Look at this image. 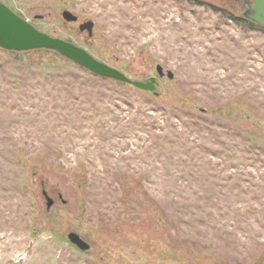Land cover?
Returning a JSON list of instances; mask_svg holds the SVG:
<instances>
[{
  "label": "rangeland",
  "instance_id": "374dc122",
  "mask_svg": "<svg viewBox=\"0 0 264 264\" xmlns=\"http://www.w3.org/2000/svg\"><path fill=\"white\" fill-rule=\"evenodd\" d=\"M1 1L158 82L0 47V264H261L264 29L245 19L252 0Z\"/></svg>",
  "mask_w": 264,
  "mask_h": 264
},
{
  "label": "water",
  "instance_id": "95a60500",
  "mask_svg": "<svg viewBox=\"0 0 264 264\" xmlns=\"http://www.w3.org/2000/svg\"><path fill=\"white\" fill-rule=\"evenodd\" d=\"M62 15L66 21H78V16L69 9H64ZM245 15L264 26V0H252L251 7L246 11ZM94 26L95 22L87 19L80 23L79 30L81 32L87 31L88 35L92 36ZM0 47L17 51L38 48L53 49L97 75L123 81L145 90L154 91L158 82L155 76L150 77L148 81L131 78L120 69L99 60L87 49L78 46L74 42L50 35L38 29L1 0ZM156 72L159 76H167L170 79L175 76L171 69H165L161 63L156 65ZM43 194L46 196L47 205L50 208L53 205L54 198L46 190L43 191ZM68 238L82 250H88L91 247L90 243L75 231L69 232ZM261 264H264V258Z\"/></svg>",
  "mask_w": 264,
  "mask_h": 264
},
{
  "label": "trees",
  "instance_id": "16d2710c",
  "mask_svg": "<svg viewBox=\"0 0 264 264\" xmlns=\"http://www.w3.org/2000/svg\"><path fill=\"white\" fill-rule=\"evenodd\" d=\"M214 7V6H213ZM233 15V14H232ZM246 16V15H245ZM232 18H235V19H237V20H248L249 22H251V23H253L254 25H257V26H259V27H261L262 29H264V26L263 25H261V24H259V23H257V22H255V21H253V20H251L250 18H248L247 16L245 17V19H243V17H239V16H237V15H233V17Z\"/></svg>",
  "mask_w": 264,
  "mask_h": 264
},
{
  "label": "flooded vegetation",
  "instance_id": "af4514ba",
  "mask_svg": "<svg viewBox=\"0 0 264 264\" xmlns=\"http://www.w3.org/2000/svg\"><path fill=\"white\" fill-rule=\"evenodd\" d=\"M250 5H251L250 3H247V5H246L247 8H246V10H245V13H246V11H247L248 9H250V7H251ZM150 77H152V76H150ZM45 197H46V196H45ZM51 197H52V196H51ZM47 203H48V201H47ZM54 203H55V199H54L53 205H54ZM53 205H52V206H53ZM52 206H51V207H52ZM51 207H50V208H51ZM47 208L49 209L48 205H47Z\"/></svg>",
  "mask_w": 264,
  "mask_h": 264
}]
</instances>
